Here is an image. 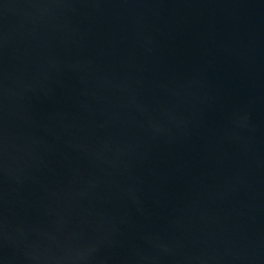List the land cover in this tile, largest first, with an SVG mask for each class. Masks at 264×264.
Instances as JSON below:
<instances>
[{
  "label": "water",
  "instance_id": "water-1",
  "mask_svg": "<svg viewBox=\"0 0 264 264\" xmlns=\"http://www.w3.org/2000/svg\"><path fill=\"white\" fill-rule=\"evenodd\" d=\"M0 264H264V0H0Z\"/></svg>",
  "mask_w": 264,
  "mask_h": 264
}]
</instances>
